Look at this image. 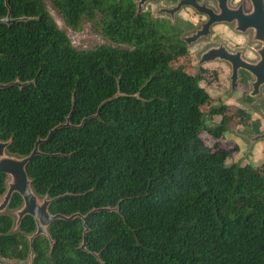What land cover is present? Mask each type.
<instances>
[{"label": "trees", "instance_id": "1", "mask_svg": "<svg viewBox=\"0 0 264 264\" xmlns=\"http://www.w3.org/2000/svg\"><path fill=\"white\" fill-rule=\"evenodd\" d=\"M51 2L69 28L98 20L129 48L77 49L43 0H0L12 20L0 23V83H25L0 88V140L19 157L43 140L26 167L32 189L51 214H78L30 246L33 217L15 225L1 212L0 264H264V154L258 166L227 162L239 146L222 138L224 115L209 133L228 147L203 142L211 96L172 66L180 42L134 0ZM7 182L0 173V199ZM21 205L15 192L6 209Z\"/></svg>", "mask_w": 264, "mask_h": 264}, {"label": "flooded vegetation", "instance_id": "2", "mask_svg": "<svg viewBox=\"0 0 264 264\" xmlns=\"http://www.w3.org/2000/svg\"><path fill=\"white\" fill-rule=\"evenodd\" d=\"M139 1L134 0L136 15L146 14L152 28L180 42L183 54L174 61L178 67L189 66L199 81L210 83L226 69L230 100L215 103L211 97L210 107L217 111L213 117L220 118L216 125L228 116L229 140L239 146L263 133L253 129V115L264 118V39L250 27L252 0H147L138 10ZM239 127L244 131L238 132Z\"/></svg>", "mask_w": 264, "mask_h": 264}, {"label": "water", "instance_id": "3", "mask_svg": "<svg viewBox=\"0 0 264 264\" xmlns=\"http://www.w3.org/2000/svg\"><path fill=\"white\" fill-rule=\"evenodd\" d=\"M147 0H140L138 3V10H140L142 4ZM254 5V10L250 14V27H254L257 29V36L259 38L264 39V0H252ZM140 11H138L139 13ZM12 20L10 19V14H8L5 18L0 19V23H10ZM252 69V67H251ZM263 81H259L256 83L258 86ZM16 86H23L25 83H20L19 81H15L13 83ZM9 84H2L0 83V88H4L8 86ZM69 120V118L67 119ZM68 125V123H66ZM57 128V127H56ZM54 128V129H56ZM54 129H52L49 132L48 137L46 140L51 136ZM264 139V132L256 135L251 138V143H254L258 140ZM43 140L39 139L32 152L26 156V157H19L16 155H11L7 152L8 142L1 141L0 140V173L6 174L8 177L10 176L8 182H7V190L0 201V213L4 212V210L7 208L8 203L10 201V198L13 193H18L22 197V205L19 209H17V221L16 225L22 220V218L26 215L32 216L35 225H36V231L29 237L30 246H32V242L36 236L39 235H45L49 236L48 232V226L57 219L61 220H71L76 215L74 214L71 216H65L62 214H51L48 210L49 207V200L47 198H42V200L39 199V197L34 193L32 186H31V180L29 179L26 167L27 164L31 159H33L34 156H36L39 153L38 150V144L42 142ZM100 210H108V208H101V209H95L91 211L90 213L94 211H100ZM83 216V226H84V232H83V242L81 244V248H85V233L87 231L86 223L88 220L89 214ZM31 259L33 257V250L31 247ZM3 260L0 258V263H2Z\"/></svg>", "mask_w": 264, "mask_h": 264}, {"label": "rangeland", "instance_id": "4", "mask_svg": "<svg viewBox=\"0 0 264 264\" xmlns=\"http://www.w3.org/2000/svg\"><path fill=\"white\" fill-rule=\"evenodd\" d=\"M45 3V7L55 23L58 25V27L63 30L70 41L72 42L73 46L77 49H93L99 45H113V46H119L122 48H129L128 45H117L102 35V32L100 30L99 25L96 22H91L86 19L82 21V26L80 30H73L69 28L61 14L57 11V9L53 6L51 0H43ZM150 7L146 6L144 10H149ZM177 63H172V66H175ZM187 68V69H186ZM186 71L190 74H193L194 70L189 69V66H186ZM227 71L224 69L222 75L218 80L210 83L208 79H204L199 81L200 85L206 89V91L211 95V97L214 99L215 103L229 101V93L227 88ZM212 98L210 99V102L208 101L206 104L201 106V109L204 111V124L207 129L203 130L200 133V137L203 140V142L208 145L212 149L217 148H224L226 149L228 147V144L224 145L219 140H216V138L209 133V129H211L214 125L218 124L220 122V118L218 116L210 117L207 114L208 109L210 108L211 104L213 103ZM254 120H256L257 124L253 127L254 131L260 133L264 131V118L262 116L253 115ZM238 132L244 131L240 127L237 129ZM233 135L228 128L224 130L223 132V140L225 142H228L230 138H232ZM239 148L235 152V154H231L230 158L227 160L229 163H236V164H244V163H251L255 166H258L262 159L264 154V139L258 140L255 143H249V142H243L240 141ZM222 145L224 147H222ZM10 176L8 177L9 180ZM254 195L253 197H255ZM40 200H42V197H39ZM1 201V199H0ZM239 203V201L237 202ZM230 206H233V204H230ZM5 212L12 215L14 222L17 221V209H5ZM29 261H17V264H28Z\"/></svg>", "mask_w": 264, "mask_h": 264}]
</instances>
